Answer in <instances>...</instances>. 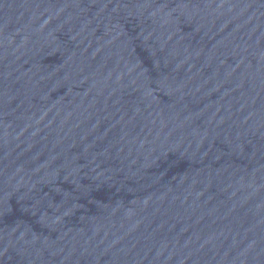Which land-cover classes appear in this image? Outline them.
<instances>
[{"label": "water", "instance_id": "1", "mask_svg": "<svg viewBox=\"0 0 264 264\" xmlns=\"http://www.w3.org/2000/svg\"><path fill=\"white\" fill-rule=\"evenodd\" d=\"M0 264H264V0H0Z\"/></svg>", "mask_w": 264, "mask_h": 264}]
</instances>
